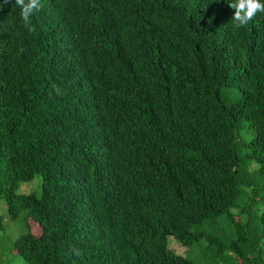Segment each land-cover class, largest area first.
<instances>
[{
	"label": "trees",
	"instance_id": "trees-1",
	"mask_svg": "<svg viewBox=\"0 0 264 264\" xmlns=\"http://www.w3.org/2000/svg\"><path fill=\"white\" fill-rule=\"evenodd\" d=\"M230 2L0 9V264H264V13Z\"/></svg>",
	"mask_w": 264,
	"mask_h": 264
},
{
	"label": "clouds",
	"instance_id": "clouds-1",
	"mask_svg": "<svg viewBox=\"0 0 264 264\" xmlns=\"http://www.w3.org/2000/svg\"><path fill=\"white\" fill-rule=\"evenodd\" d=\"M14 2L20 9V18L24 26L29 31H34L31 26V18L42 9L41 0H14ZM9 3L10 0H3V3H0V9H3ZM229 6L235 10L231 20L236 28L247 25L257 13H264V2L262 0H232ZM54 91L56 95H62V91L58 86H54Z\"/></svg>",
	"mask_w": 264,
	"mask_h": 264
},
{
	"label": "rangeland",
	"instance_id": "rangeland-1",
	"mask_svg": "<svg viewBox=\"0 0 264 264\" xmlns=\"http://www.w3.org/2000/svg\"><path fill=\"white\" fill-rule=\"evenodd\" d=\"M253 169L257 168L258 165L257 164H253ZM41 176H36L35 179L31 180V181H23L21 182L19 188H18V192L19 193H29L32 191H40L41 189ZM0 214L3 215V229H0V236H2L3 232L5 231L7 233V235L10 236H19L20 232L22 230V219L19 220H12L8 211H7V204L6 201L4 199L0 200ZM169 245L170 248L172 250H174L176 253L178 254H182V255H186L189 251V247L184 246L178 239L174 238V237H170L169 239ZM200 245L194 247L193 249L196 252H200ZM194 251V252H195Z\"/></svg>",
	"mask_w": 264,
	"mask_h": 264
}]
</instances>
